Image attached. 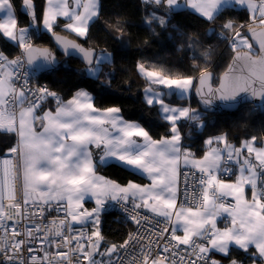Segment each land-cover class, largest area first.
<instances>
[{
	"label": "snow or ice",
	"instance_id": "6c2138e0",
	"mask_svg": "<svg viewBox=\"0 0 264 264\" xmlns=\"http://www.w3.org/2000/svg\"><path fill=\"white\" fill-rule=\"evenodd\" d=\"M144 2L165 8L163 16L149 14V25L167 26V16L182 7L179 0ZM185 3L208 21L230 9H244L250 23L237 26L227 19L220 26L218 35L229 41L234 56L216 88L206 68L195 77L137 62L136 71L146 81L145 103L169 124L168 135L154 139L138 122L125 120L119 107L97 108L84 89L65 101L47 86H30L42 70L57 63L53 51L34 43L41 27L66 55L79 54L87 65L83 71L97 80L104 65L114 63L107 49L84 48L54 30L58 19L65 18L66 31L87 38L100 16L99 0H44L42 8L35 0H22L31 20L27 27L19 26L12 0H0V10L6 11L0 35L22 49L15 59L0 52V131L18 136L8 149L12 158L0 160V264H223L225 258L229 264H245L233 258V246L250 264H264V148L255 147L259 138L251 136L236 146L227 132H219L204 140L207 150L196 158L183 143L192 131L183 133L181 122L203 132L204 112L166 102L174 94L185 98L197 80L196 92L206 111L215 100L235 109L242 93L264 100V0ZM105 27L116 31L117 39L124 38L121 20ZM245 27L259 55L242 31ZM188 39L191 48L199 43L195 37ZM210 54L211 49L202 55ZM238 63L248 68L247 75L233 74ZM47 103L55 108H46ZM257 107L264 105H253L252 110ZM110 161L142 174L149 183L130 180L121 185L98 175L97 167ZM181 164L189 170L181 172ZM233 164L239 166L235 182L222 179L232 173ZM246 187L251 189L250 200ZM86 198L94 199L95 207L85 208ZM109 200L117 201L135 225L122 243L107 242L101 232V214ZM53 212L57 215L49 219ZM222 217L223 228L218 227ZM89 224L91 230H86Z\"/></svg>",
	"mask_w": 264,
	"mask_h": 264
},
{
	"label": "trees",
	"instance_id": "16d2710c",
	"mask_svg": "<svg viewBox=\"0 0 264 264\" xmlns=\"http://www.w3.org/2000/svg\"><path fill=\"white\" fill-rule=\"evenodd\" d=\"M100 1V16L91 24L87 38H78L66 31L63 26L68 21L62 18L57 21L54 30L56 33L78 40L87 48H95L97 51L107 49L113 53L114 63L105 64L104 72L97 80L83 71L87 66L79 59L65 57L59 53L51 34L41 27L33 36L34 43L55 51L59 58V65L52 73L41 71L34 80L46 84L51 91L59 93L65 101L71 99L78 90H87L94 96V104L97 108L119 107L126 120L141 124L154 139L168 135L169 124L161 118L157 108L149 107L145 103L146 81L136 71L137 62L162 66L172 74L195 77L199 76L201 69L206 68L214 75L213 84L218 85L221 74L234 56L228 46L229 41L218 35L221 31L220 26L227 19L233 20L237 26L250 23L244 9H230L223 12L216 20L208 21L199 13L184 8L175 10L167 16V26H161L156 22L149 25L145 23V20L152 11H155L158 16L165 15L163 5L156 7L154 4H146L144 0ZM35 2L38 8H42L44 0H35ZM12 4L20 22L19 26L27 27L31 20L24 14L22 0H12ZM117 19L124 24L123 39H117L119 34L111 27H105V25L115 24ZM213 29L214 31L209 34V30ZM242 31L246 34L247 28L245 27ZM36 36L41 38L36 39ZM189 37H195L199 41L195 48L189 47ZM209 49L211 54L205 58L202 54ZM0 51L14 59L19 54L20 48L15 42L0 35ZM108 72L113 74L111 76L104 74ZM102 81L106 82L102 83ZM194 88L195 86L191 99H181L174 95L168 101L173 105H190L204 112L207 123L203 132L196 131L188 122H181V131L186 134L191 129L192 136H195L191 139L185 135L183 143L191 146V151L196 158H201L207 150L204 140L219 132H227L230 142L236 146L254 135L259 138L256 145L264 143V107H257L253 111L252 104H243L235 111L205 112L194 96ZM45 107L54 109L55 104L47 103ZM242 116L243 119H241ZM17 141L16 133L0 131V157L7 155L8 149L14 147ZM96 170L121 185L127 184L130 180L140 184L149 182L143 175L115 162L98 166ZM85 206L93 208L94 204L88 201ZM133 228L134 224L128 222L118 212L110 211L101 214V232L109 243H122ZM252 250L254 251V248ZM232 256L250 263L239 249L233 248Z\"/></svg>",
	"mask_w": 264,
	"mask_h": 264
},
{
	"label": "water",
	"instance_id": "95a60500",
	"mask_svg": "<svg viewBox=\"0 0 264 264\" xmlns=\"http://www.w3.org/2000/svg\"><path fill=\"white\" fill-rule=\"evenodd\" d=\"M254 27H257V29L259 30V26H254ZM57 34L60 35V36H62V37L67 38L68 40H73V41H75L77 44L83 46L84 48H87L86 46H84V45L81 44L78 40H76V39H74V38H71V37H69V36H67V35L60 34V33H57ZM246 34L249 36L250 41L253 43V48L255 49V52H254V53H255L256 55H259L260 53H259V46H258V44H257L255 41L252 40V37H251V34H250V33H248V32L246 31ZM52 40H53V42H54V44H55L57 50L59 51V53H61V54L64 55L65 57H74V58H77V59H79L81 62H83V63L86 65L85 61L79 56V54L72 53V54L66 55V54L64 53V51L58 46L57 42L55 41V39H54L53 37H52ZM40 47H41V46H40ZM47 48H49V47H47ZM49 49H50L51 51H53L51 48H49ZM242 51H247V50L242 49ZM53 52L55 53L57 63H56L54 66H52L51 68H46V69H44V70H42V71L52 73V72H54V71L57 69V67H58V65H59V58H58L57 53H56L55 51H53ZM232 62H233V57H232V59L230 60L229 65L232 64ZM229 65H228V67L226 68V70L221 74V76H222L226 71L229 70ZM86 66H87V65H86ZM232 71H233V74H234V75H237V76H240V75H247V74H248V68H247V67H244L243 64H241V63L236 64L235 67H234V69H233ZM209 72H210V71H209ZM210 73L212 74V80L210 81L211 86H212L213 88H216V87L219 86V83H218V85H214V84H213L214 75H213L212 72H210ZM221 76H220V77H221ZM219 79H220V78H219ZM196 87H199V81H198V80H197L196 86H195V88H194V96H195V98L197 99V101H198V103H199L201 109H202L203 111H205V112H216V111H221V110L235 111L237 108H239V107H240L241 105H243V104H253V105H261V104H262V105H264V100H260V99H256V98H250V97L247 96L246 94L242 93L241 96L238 97V103H237V107H236L235 109H231V108L224 107V106H223V102H221V101H219V100H215V101L213 102L212 106L206 111V110H205V106H204V104L202 103L200 96H199V95L197 94V92H196ZM174 95H175V94H174ZM174 95L168 96V97H166V98H167V99H171ZM186 137H187V138H190V137H188L187 135H186ZM194 137H195V136H191V139H193Z\"/></svg>",
	"mask_w": 264,
	"mask_h": 264
},
{
	"label": "built area",
	"instance_id": "2783aa9c",
	"mask_svg": "<svg viewBox=\"0 0 264 264\" xmlns=\"http://www.w3.org/2000/svg\"><path fill=\"white\" fill-rule=\"evenodd\" d=\"M0 52H2V51H0ZM3 53H4V52H3ZM21 54H22V49H20L19 54H18L15 58L20 57ZM4 55L7 56L5 53H4ZM7 57H8V56H7ZM8 58H9V57H8ZM15 58H14V59H15ZM9 59H12V58H9ZM25 68H27L26 61H25ZM20 83H22V81H21ZM37 84H39V85H43V86H46V84H44V83H42V82H40V81H35L34 79H32V80L30 81V86H32V87L37 86ZM47 88H48V87H47ZM252 105H253V104H252ZM261 105H262V104H261ZM262 108H263V107H262ZM5 158H12V157H10V156H7V157L3 156V157L0 158V160L5 159ZM188 170H189L188 167H186V166H184L183 164H181V168H180V171H181V172H186V171H188ZM234 173H235V166H234V164H233V165H232V173H231V174H227V175H222L221 178H222V179H230V178H232V177L234 176ZM181 181H183V177H181ZM180 187H181V190H182V192H181V200H183V199H184V195H183L184 184H183V182H181ZM227 201L230 202V203H235V202H234L232 199H230V198H227ZM110 211H112V212H118V213L122 214V215L124 216V218L127 220V214L122 210L120 204H119L117 201L109 200V201L107 202V204H106V206H105V210H104V212H110ZM56 215H57V214L54 213V212L51 213L50 216H49V219L52 218V217H55ZM60 215H62V213H61ZM127 221H128V220H127ZM128 222H130V221H128ZM77 227H79V226H77ZM86 230H91V224H89V225L87 226V229H86ZM134 230H135V225H134V228H133L130 232H133ZM51 251L54 252V251H55V248H52ZM217 258H219V257L217 256ZM234 258H236V257H234ZM223 264H229V261H228L227 258H225V259L223 260ZM245 264H250V263H245Z\"/></svg>",
	"mask_w": 264,
	"mask_h": 264
},
{
	"label": "crops",
	"instance_id": "0c3cea01",
	"mask_svg": "<svg viewBox=\"0 0 264 264\" xmlns=\"http://www.w3.org/2000/svg\"><path fill=\"white\" fill-rule=\"evenodd\" d=\"M179 2H180V4L182 5V7H180L179 9H184V8H189L190 10H192V11H194V12H197L196 10H194V9H192L191 7H188V6H186V3H185V0H179ZM99 4L101 5V1L99 0ZM179 9H177V10H179ZM82 10V9H81ZM198 13V12H197ZM200 14V13H199ZM62 19H65V18H62ZM59 20V19H58ZM43 29V28H42ZM71 33V32H70ZM72 34H74V33H72ZM75 35V34H74ZM87 91V90H86ZM89 92V91H88ZM90 93V92H89ZM91 94V93H90ZM92 95V94H91ZM93 96V95H92ZM94 97V96H93ZM122 114V113H121ZM124 118V117H123ZM125 119V118H124ZM126 120V119H125ZM134 122V121H133ZM37 131H40V129L37 127ZM255 147L256 148H264V143L263 144H261V145H256L255 144ZM98 155V154H97ZM203 157V156H202ZM109 163H112V161H110ZM122 165V164H121ZM124 166V165H123ZM234 166H235V173H234V176L231 178V179H225V180H227V181H229V182H235V180H236V177H237V175L239 174V166L238 165H235L234 164ZM126 167V166H125ZM128 168V167H127ZM128 169H130V168H128ZM132 170V169H131ZM96 172H97V170H96ZM97 174L98 175H100V176H103V177H105L106 179H109V180H112V179H110V178H107L106 176H104V175H102V174H100V173H98L97 172ZM142 175V174H141ZM149 183V182H148ZM245 196H246V198L247 199H251V189L249 188V187H246V189H245ZM228 198H230V199H232L233 201H234V199L232 198V197H228ZM92 202L93 204H94V207H95V201H94V199H92V198H86V200H85V203L86 202ZM235 202V201H234ZM85 203H84V207L85 208H88V207H86L85 206ZM225 226V219L222 217V218H220L219 220H218V227H221V228H223ZM233 248H235V246H233ZM219 257V256H218ZM220 258V257H219ZM258 264H259V262H258Z\"/></svg>",
	"mask_w": 264,
	"mask_h": 264
},
{
	"label": "rangeland",
	"instance_id": "374dc122",
	"mask_svg": "<svg viewBox=\"0 0 264 264\" xmlns=\"http://www.w3.org/2000/svg\"><path fill=\"white\" fill-rule=\"evenodd\" d=\"M14 13H15V11H14ZM6 15V11L5 10H0V17H1V19L0 20H2L3 19V17ZM250 40V39H249ZM251 42V41H250ZM192 90H193V88L190 90V92L187 94V96L185 97V98H188V99H191V95H192ZM178 98H180L178 95H176ZM144 99H145V96H144ZM166 102L167 103H169V104H171L169 101H168V99H166ZM171 105H173V104H171ZM174 106H183V105H174ZM189 131V130H188ZM179 234H182V233H179Z\"/></svg>",
	"mask_w": 264,
	"mask_h": 264
},
{
	"label": "clouds",
	"instance_id": "9594fccd",
	"mask_svg": "<svg viewBox=\"0 0 264 264\" xmlns=\"http://www.w3.org/2000/svg\"><path fill=\"white\" fill-rule=\"evenodd\" d=\"M7 156H8V155H5V157H7ZM1 157H3V156H1ZM1 157H0V158H1ZM230 179H231V178H230ZM88 209H91V208H88Z\"/></svg>",
	"mask_w": 264,
	"mask_h": 264
}]
</instances>
